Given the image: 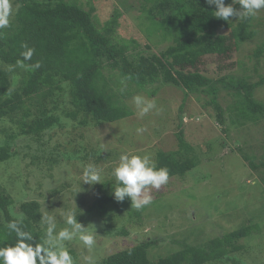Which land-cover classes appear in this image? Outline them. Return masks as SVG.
Here are the masks:
<instances>
[{
	"label": "trees",
	"instance_id": "obj_1",
	"mask_svg": "<svg viewBox=\"0 0 264 264\" xmlns=\"http://www.w3.org/2000/svg\"><path fill=\"white\" fill-rule=\"evenodd\" d=\"M146 2L150 5H142L138 18L141 30L148 33L150 25L153 31L163 34L165 40L162 41L169 43L159 52L150 51L151 46L147 44L148 54L136 45L135 40L121 42L122 39L115 35L116 19H111L102 29L94 20L93 11L76 2L13 0L18 11L10 26L0 32V168H4L0 169V244L13 242L15 234L9 235L6 224L21 216L25 229L41 237L43 202L40 197L61 201L66 186L79 206L76 214L79 222H85L89 217L112 220V209L127 211L130 219L134 216L142 218L141 210L131 208L128 198L117 202L112 195L115 183L111 170L122 151L109 143L100 130L103 126H118L135 116L130 106L133 94L156 98L160 91L170 87L184 94L173 136L177 146L170 151L157 146L152 149L157 165L168 168L170 179L185 177L213 157L210 153L197 151L198 146L185 138L182 126L190 96L206 95L207 105L215 106L213 118L226 135L229 131L227 114L237 128L244 127L246 121L259 124L264 120V102L255 97V92L264 86V75L259 74L258 68L254 70V76L237 77L229 74L228 61H224L219 65L220 71L228 72L217 79L204 74L203 66L199 64L214 50L224 54L225 39L218 43L209 41L202 54L191 50L204 33L212 36L221 29H231V38L238 50L256 37V17L237 23L236 18H230L231 21L225 22L214 17L215 6L206 4L205 0ZM225 3L231 4L232 0H225ZM233 6L239 7L238 4ZM261 43V47L250 55L256 60V66L260 65L264 55V40ZM25 44L35 49L32 60L25 64L39 61L41 67L33 70L16 66L10 70V66H15L21 58ZM132 44L135 46L131 47ZM12 71H16L15 74L12 75ZM106 73L110 74L108 78ZM16 74L24 78L21 84L16 83ZM253 79L257 81L252 82ZM222 91H227V97H230L228 110L218 100ZM143 122L139 126L145 128L146 125L151 132L149 137L156 140L160 130L158 125L149 126L148 120L144 119ZM118 133L128 135L130 132L119 128ZM131 140L133 147L139 146L137 138L132 136ZM219 143L223 152L217 158L226 155L230 149L224 138L221 137ZM238 150L264 186V156L258 157L254 147L251 153L241 147ZM87 164H94L101 170V185L82 183L80 177ZM56 178L61 182L62 178L65 184H48L54 183ZM46 185L54 187L49 196L44 195ZM91 190L99 196L90 195ZM32 194L35 196L31 200H25ZM19 196L24 199L18 200ZM65 206L70 210L73 205ZM143 223V220L138 223L140 228L152 227V224ZM260 232V225L251 220L236 231L202 244L189 245L186 240H172L169 242L172 248L166 251L171 255L159 258L158 262L150 254L155 247L167 243L165 239H153L150 234L135 235L133 243L95 260L96 264H228L231 255L245 251L242 241L254 239ZM123 235L130 234L123 231ZM83 250L86 255H96L94 250L91 253ZM70 251L76 257V264H81L76 248Z\"/></svg>",
	"mask_w": 264,
	"mask_h": 264
},
{
	"label": "rangeland",
	"instance_id": "obj_2",
	"mask_svg": "<svg viewBox=\"0 0 264 264\" xmlns=\"http://www.w3.org/2000/svg\"><path fill=\"white\" fill-rule=\"evenodd\" d=\"M65 1L76 2L84 9L93 11L94 20L102 29L109 24L111 19H116L118 24L116 25L115 35L122 39L121 42L135 40L136 45L145 50V54L150 51L159 52L169 44L162 41L165 40L163 34L153 31L150 25L147 28L148 33L141 30L138 18L141 15L142 5H150L146 0ZM254 24L257 31L256 37L253 40L246 41L238 50H235L234 40L231 38V29H221L212 36H210V33H207V35L204 33L198 38L191 50L199 54H202V50L209 41L218 43L225 39L226 50H224V54H219L214 50V53H207L201 60L199 66H203L204 74L218 79L219 76L228 72L227 70L220 71L221 67L219 65H222L224 61H228L226 63L227 67L230 68L229 74L237 77L248 74L253 75L254 70L258 68L260 70L259 74L264 75V55L261 57L259 66H256V60L250 57L255 50L261 47V41L264 40V10H261L256 16ZM146 34L157 44L150 42ZM147 44L151 46L150 51L147 49ZM132 46H135V44H132ZM15 72L12 71V75ZM109 75L106 73L107 78ZM15 76H17L16 83L21 84L24 78L19 74ZM256 81L257 79H253L252 82ZM135 95H143L148 98L146 94H133L131 99ZM183 97L182 91L170 87L166 91H160L156 98H148L155 100L159 111L153 110L147 115L150 118L145 116L143 119L148 120L149 126L158 125L160 128L157 131L158 133L156 132V140L149 137L151 133L148 130L149 128L140 135L136 133L135 129L142 127L139 124L141 122L144 124V122L143 119L137 118L135 106L131 103L132 100L129 103L135 111V116L124 120L118 126H103L100 130L109 143L118 150L121 149L122 152L126 151L133 154L151 153L155 160V156H153L155 151L152 149H155L156 146L166 151H170L177 146L173 141V136L175 135L176 117L179 115L178 109L182 104ZM255 97L264 102V86L255 92ZM204 98H206V95L202 94L190 96L182 127L186 134L185 138L192 145L198 146L197 151L204 154L210 153V155H213L212 159L204 161L200 167L198 166L185 177L170 179L159 191L153 189V201L156 200V202L141 209L142 218L134 216L133 219H130L127 211L112 209V212H110L114 217L112 220L106 221L89 217V220L85 222L77 221L87 227L89 231L96 230V245L94 248L96 255L93 256L96 260L117 253L128 243H133V241H136L134 239L135 235L150 234L153 239L158 237L162 240L165 239L167 242L160 244L151 251L150 255L154 256V260L158 262L159 258H166L171 255L166 254V251L172 248V245H170L172 240H186L189 245L202 244L236 231L252 220L254 224L258 223L260 225L261 232L254 239L243 240L245 251L231 255L228 264H237L235 261L239 264H264V186L260 176L255 173L248 162L242 159V155L238 150L241 147L251 153V149L254 147L257 150L256 155L258 157L264 156V120L259 124L246 121L244 127L237 128L235 124H232L227 114L226 128L229 127V131L226 135L222 131V127L213 118L216 114L215 106L207 105ZM229 98L227 97V91H222L218 97L220 104L226 110H228L227 107L231 102H229ZM119 128L130 133L128 135L120 133L121 135H119ZM124 136H128L126 140L123 139ZM132 136L143 144L139 142L137 148L133 147ZM221 137L226 140L230 149L226 155L217 158V155L223 152L219 143ZM257 163H260V161L257 160ZM0 169L3 170L4 168ZM61 180L62 182L56 178L54 183L48 184L62 186V184H65V180L62 178ZM101 183H103V180H101ZM101 183L97 184L101 185ZM76 187L75 185V189ZM43 188H45L43 190L44 195L49 196V191L54 187L46 185ZM71 189L73 190V188ZM64 190L61 201L56 200L54 197L48 200L43 195L40 197L43 202V215L55 216L58 230L67 227L64 222V214L68 211L77 214V208L79 207L74 195L70 194L69 187L66 186ZM90 195L93 197L99 196L94 190H91ZM34 196L32 194L30 197H26L25 200H31ZM23 199L21 196L18 197L20 201ZM68 203L73 205L69 208L70 210L66 209L65 206ZM142 220L145 222L143 224L146 225L147 222V224H152V227L146 225L140 228L142 226L138 223ZM123 231L129 232L130 235L124 236ZM66 243H70V245H67L69 250L76 248V253L80 254L78 257L79 263L83 264L82 257L86 254L79 241L73 240ZM158 255L162 256L158 257Z\"/></svg>",
	"mask_w": 264,
	"mask_h": 264
},
{
	"label": "clouds",
	"instance_id": "obj_3",
	"mask_svg": "<svg viewBox=\"0 0 264 264\" xmlns=\"http://www.w3.org/2000/svg\"><path fill=\"white\" fill-rule=\"evenodd\" d=\"M205 3L214 5V17L225 22L231 21L230 18L236 20L253 18L264 10V0H232L231 4H226L225 0H205ZM235 4L239 7H234ZM17 11L18 6L14 5L13 0H0V32L10 26L11 19ZM22 47L24 50L21 58L17 60L15 66H10V70L16 66L39 69L41 67L39 61L25 64L32 60L35 49L26 44ZM132 101L138 119H143L153 110L159 111L154 99L135 95ZM135 131L140 135L146 128L137 127ZM111 177L115 183V187H112L114 199L123 202L128 198L131 201V208L136 210L151 205L152 190L159 191L170 179L168 168L158 166L151 153L131 152L120 153L118 163L111 170ZM81 179L82 183L88 185L101 183V170L94 164H87L84 166ZM76 216L72 211L65 213L64 222L67 227L57 230L56 217L43 215L41 217L43 235L39 238L25 229L23 216L8 221L6 228L9 235L14 233L15 236L13 242L5 241L0 244V264H76V257L66 242L78 240L89 253L96 245V230L89 231L87 227L77 222ZM82 259L84 264H96L95 258L91 255H84Z\"/></svg>",
	"mask_w": 264,
	"mask_h": 264
}]
</instances>
